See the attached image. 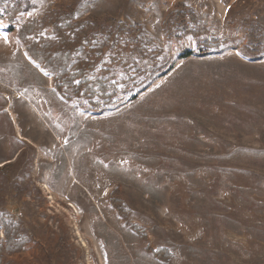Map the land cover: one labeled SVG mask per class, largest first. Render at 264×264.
<instances>
[{
  "label": "rangeland",
  "instance_id": "obj_1",
  "mask_svg": "<svg viewBox=\"0 0 264 264\" xmlns=\"http://www.w3.org/2000/svg\"><path fill=\"white\" fill-rule=\"evenodd\" d=\"M29 1L0 19V218L26 239L1 264H264V0ZM59 10L116 83L101 109L17 38Z\"/></svg>",
  "mask_w": 264,
  "mask_h": 264
},
{
  "label": "trees",
  "instance_id": "obj_2",
  "mask_svg": "<svg viewBox=\"0 0 264 264\" xmlns=\"http://www.w3.org/2000/svg\"><path fill=\"white\" fill-rule=\"evenodd\" d=\"M34 8L29 0H0V19L7 21L13 31L17 16L28 13ZM183 14L184 12L181 13V15ZM179 18H176V21ZM88 26L89 24L85 22L74 23L72 13L61 10L53 11L42 20H31L20 24L17 38L26 46L31 59L54 76L55 88L58 93L63 94L65 89L75 95L83 96L92 108L101 109L115 96L116 83H113L111 78L110 81V79L95 73L94 68L98 65L97 58L89 54L94 51L93 48L86 51L84 58L79 57L84 51V44L91 45L94 42L87 35H79L80 31H86ZM46 27L53 28L55 39L44 36L37 37ZM119 27L120 33L125 30L123 23H120ZM197 35L199 34H194V36ZM203 47L216 46L207 42ZM73 65H78V68H72ZM110 204L134 233L143 240L148 239L146 230L130 218V210L122 199L119 189L111 193ZM0 226L4 228L5 237L4 243L0 242L1 264L6 254L20 251L24 247L26 239L16 223L0 218ZM147 251L151 252L152 256L161 263H170L174 258L168 249H155L148 246Z\"/></svg>",
  "mask_w": 264,
  "mask_h": 264
}]
</instances>
